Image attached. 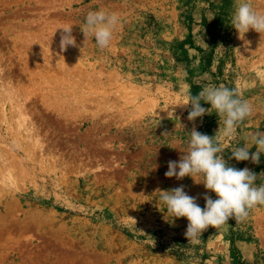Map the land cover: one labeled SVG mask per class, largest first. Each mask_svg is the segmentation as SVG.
I'll use <instances>...</instances> for the list:
<instances>
[{
	"label": "rangeland",
	"instance_id": "374dc122",
	"mask_svg": "<svg viewBox=\"0 0 264 264\" xmlns=\"http://www.w3.org/2000/svg\"><path fill=\"white\" fill-rule=\"evenodd\" d=\"M240 2L0 0V264H264V205L193 242L157 191L183 185L201 208L205 194L217 198L189 176H165L193 127L264 184V154L231 158L264 134V34L240 38ZM247 2L264 14V0ZM101 9L120 18L105 49L82 32ZM64 25L76 46L62 50ZM209 85L252 107L233 138L214 111L187 119L188 94Z\"/></svg>",
	"mask_w": 264,
	"mask_h": 264
},
{
	"label": "clouds",
	"instance_id": "9594fccd",
	"mask_svg": "<svg viewBox=\"0 0 264 264\" xmlns=\"http://www.w3.org/2000/svg\"><path fill=\"white\" fill-rule=\"evenodd\" d=\"M120 22L116 13H109L101 9L89 12L85 18V27L82 29L86 39L91 35L100 49L110 46L114 31ZM232 27L241 34H246L250 29L264 34V14L258 13L254 7L243 0L237 4L231 19ZM61 29L60 47L62 50L69 45L76 46L72 35V25H64ZM201 101L210 104L206 109ZM191 105L187 119L195 121L198 117L211 114L218 115L222 123V135L233 138L239 125L252 115V107L244 101L234 89L226 86L209 85L198 94H188L183 106ZM171 119L174 117V108L168 112ZM220 131V128H219ZM167 133V132H166ZM165 134V133H164ZM187 152L182 154L180 160L169 161L168 171L165 176L176 177L178 180L186 176L193 178L196 183H203L204 187L216 194L212 199L205 194V207L201 208L196 197L189 196L184 186L159 191L160 201L166 205V211L174 218L185 217L188 220L185 236L188 241L195 242L210 226L218 228L228 220L243 221L249 216L250 210L258 205H264V184L255 186L258 175L249 170L237 169L228 166L221 153L223 148L215 141V137L198 132L195 127L189 132ZM256 151L250 153L249 147H237L232 150V157L236 161L251 160L254 164L260 163L264 154V134L256 133L251 137ZM178 169V171H177ZM202 177V181L195 178Z\"/></svg>",
	"mask_w": 264,
	"mask_h": 264
}]
</instances>
